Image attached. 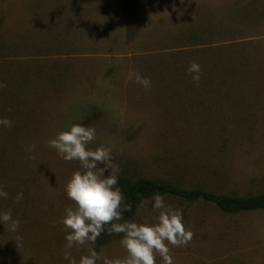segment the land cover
<instances>
[{
    "label": "rangeland",
    "instance_id": "obj_1",
    "mask_svg": "<svg viewBox=\"0 0 264 264\" xmlns=\"http://www.w3.org/2000/svg\"><path fill=\"white\" fill-rule=\"evenodd\" d=\"M137 5L133 16L116 0H0V62L27 78L7 106L21 116L22 146H0L8 193L0 214L20 221L17 232L0 223V264H69L56 222L74 206L65 185L80 165L47 142L72 124L96 129L89 148L110 147L117 175L239 196L264 192V0ZM193 61L199 84L186 73ZM130 70L150 77L151 88L128 80ZM164 199L194 233L187 247L170 246L174 264H264V210L231 215L203 201ZM157 215L149 200L135 222ZM120 240L97 252V264L126 256ZM69 251L79 260L88 248Z\"/></svg>",
    "mask_w": 264,
    "mask_h": 264
},
{
    "label": "clouds",
    "instance_id": "obj_2",
    "mask_svg": "<svg viewBox=\"0 0 264 264\" xmlns=\"http://www.w3.org/2000/svg\"><path fill=\"white\" fill-rule=\"evenodd\" d=\"M201 72V66L195 61L186 69L196 84L201 80ZM127 79L134 80L146 90L151 88V78L136 71L130 70ZM4 87L6 85L0 83V89ZM0 125L11 128L12 121L2 118ZM95 138L94 127L76 123L59 131L47 142L64 161H78L80 165V170L74 171L65 185L66 195L74 206L66 207L64 216L56 222L63 225L66 233L64 259L69 264H97L102 257L90 246L105 232V226H109V235L122 234L120 244L127 254L122 259L105 257L103 264H157V255L162 264H174L171 247H187L194 238L193 231L186 228L183 222L182 210L166 203L164 196L156 193L151 198L152 210L158 213L154 223L125 220L123 213L131 211V205L125 203L122 190L117 187L119 166L113 162L110 147L89 148ZM35 150V144L26 148L29 153ZM30 158L36 157L32 155ZM0 197H8L3 185H0ZM22 199L23 193L20 192L15 200L19 203ZM147 203V200L142 201L141 207ZM0 223L11 232H17L20 227V221L13 219L10 212L0 214ZM15 243L18 248L22 247V237L17 236ZM85 247L88 253L81 255L79 260L69 251Z\"/></svg>",
    "mask_w": 264,
    "mask_h": 264
},
{
    "label": "trees",
    "instance_id": "obj_3",
    "mask_svg": "<svg viewBox=\"0 0 264 264\" xmlns=\"http://www.w3.org/2000/svg\"><path fill=\"white\" fill-rule=\"evenodd\" d=\"M126 13L138 12L137 0H116ZM132 16V15H131ZM129 35L133 37L132 27L128 28ZM2 44L0 43V52H3ZM5 64L0 62V83L6 85V87L0 89V119L8 118L12 121V127L7 128L0 125V146H22L20 142V127L21 124H16L17 118L21 122V116L17 117L18 109L15 107L11 109L7 106L12 105L8 102H16L20 98L19 91L26 86L27 78L18 76L21 72L17 67L12 69V64ZM15 66V65H14ZM26 76H29L25 71ZM34 73V76H36ZM40 75V73H38ZM39 77V76H38ZM15 94V96H12ZM3 99V100H2ZM5 100V101H4ZM15 104V103H14ZM13 104V105H14ZM11 107V106H10ZM11 109V111H8ZM5 150V149H4ZM7 151V150H6ZM21 151V149L19 150ZM125 197V203L131 205V211L124 212L123 216L125 220L135 221L137 216V209L141 207L142 201H149L156 193L162 194L164 197H174L184 200L189 203H195L203 201L212 205H215L220 211L225 214L237 215L243 213H251L264 210V192L257 194H249L244 196L216 193L213 191L205 190L202 188L186 189L174 184L160 182L151 178L141 177L133 180L129 177L118 175V184ZM123 222V221H120ZM105 226V232L97 239L93 246V249L99 252L102 248L110 244L114 240L122 239V234L107 233Z\"/></svg>",
    "mask_w": 264,
    "mask_h": 264
}]
</instances>
